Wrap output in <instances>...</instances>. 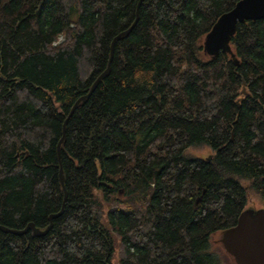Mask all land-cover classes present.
Here are the masks:
<instances>
[{"label":"trees","instance_id":"trees-1","mask_svg":"<svg viewBox=\"0 0 264 264\" xmlns=\"http://www.w3.org/2000/svg\"><path fill=\"white\" fill-rule=\"evenodd\" d=\"M140 1L0 0V226L50 225L60 161L68 193L45 237L0 229V264H236L211 239L264 207V20L237 65L203 47L240 0Z\"/></svg>","mask_w":264,"mask_h":264},{"label":"water","instance_id":"water-1","mask_svg":"<svg viewBox=\"0 0 264 264\" xmlns=\"http://www.w3.org/2000/svg\"><path fill=\"white\" fill-rule=\"evenodd\" d=\"M141 3L142 0L139 3V7ZM138 18L139 16L137 10V19L133 25L129 29L119 33L113 40L108 68L96 79L89 93L78 99L71 109L63 127L62 138L58 144L59 156L61 146L65 141L66 124L69 118L81 103H85L87 101L99 83L109 75L115 42L131 33L138 21ZM257 20H264V0H240L232 10L223 14L217 20L211 31L206 35L203 47L204 53L212 59L219 57L222 52L229 54L238 65L239 62L231 47L232 38L237 32L239 24ZM59 178L64 192V203L62 210L59 213L50 216V225L47 228L40 229L37 228L34 223H30L23 230L9 229L4 226H0V229L4 233H10L17 236H23L29 231H31L34 236L38 238L48 235L53 228L54 219L63 214L65 202L68 196L61 161ZM221 243L225 251L235 259L236 264H264V208H246L240 214L236 225L222 232Z\"/></svg>","mask_w":264,"mask_h":264},{"label":"rangeland","instance_id":"rangeland-1","mask_svg":"<svg viewBox=\"0 0 264 264\" xmlns=\"http://www.w3.org/2000/svg\"><path fill=\"white\" fill-rule=\"evenodd\" d=\"M60 42H63V38H60ZM211 153V149L209 147L203 146V147H191L186 151V155L193 157V158H207L210 156ZM255 208V209H260V208H264L262 207L261 202L258 200L257 197L255 196H251L250 200H249V206L247 208ZM221 238L222 235L221 233H217L215 235L212 236V243H213V249L218 251V253L223 254L225 256V258L230 262V263H234V259L228 255L221 243ZM118 244L119 246V242L117 241L116 245ZM114 263L117 264V260H114Z\"/></svg>","mask_w":264,"mask_h":264}]
</instances>
